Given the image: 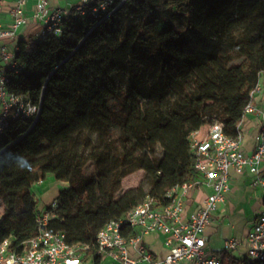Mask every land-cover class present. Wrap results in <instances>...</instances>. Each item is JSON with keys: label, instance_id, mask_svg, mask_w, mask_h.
I'll use <instances>...</instances> for the list:
<instances>
[{"label": "trees", "instance_id": "obj_1", "mask_svg": "<svg viewBox=\"0 0 264 264\" xmlns=\"http://www.w3.org/2000/svg\"><path fill=\"white\" fill-rule=\"evenodd\" d=\"M96 18L68 19L62 33L17 41L14 93L40 104L36 119L0 133V240L37 231L32 186L51 176L59 190L51 230L95 253L103 223L145 196L198 174L189 134L219 121L236 135L264 73V0H97ZM249 73L243 74V68ZM141 172L146 188L123 189ZM264 206V197L262 199ZM225 264H244L218 253Z\"/></svg>", "mask_w": 264, "mask_h": 264}, {"label": "built area", "instance_id": "obj_2", "mask_svg": "<svg viewBox=\"0 0 264 264\" xmlns=\"http://www.w3.org/2000/svg\"><path fill=\"white\" fill-rule=\"evenodd\" d=\"M27 0H12L11 22L0 27V59L6 63L0 69V133L11 120L36 119L40 104H34L23 95L11 89L9 72L19 73L25 67L15 59L4 40L16 37L18 29L33 20L38 30L35 39L46 33L60 35L63 22L68 19L96 18L100 11H108L110 2L97 0H77L70 7L50 5V0H35L32 14L26 15ZM260 76L249 94V102L242 118L237 123V133L232 136L224 131L223 124L214 121L203 125L189 134L190 148L195 155L194 167L198 176L183 181L166 190L165 205L145 196L125 215L103 223L96 235L95 253L109 257L116 264H225L219 254L207 251L204 236L206 227L212 221V214L225 202L231 190V170L250 175V185L262 190L264 197V111L256 103L261 93ZM260 116L259 130L251 153L243 149L244 133L242 123L250 115ZM39 180L35 184H41ZM210 188L201 204L186 213V203L192 191ZM58 200L53 199L46 206L38 208L36 214L37 231L23 243L13 244L11 238L0 240V264H84L89 245L80 241L69 243L66 231L51 230L50 221L56 216ZM2 215H0V225ZM148 233H162L168 252L164 259H155L145 247L143 236ZM244 246V264H264V212H258L243 238L229 237L224 242V253H231Z\"/></svg>", "mask_w": 264, "mask_h": 264}, {"label": "crops", "instance_id": "obj_3", "mask_svg": "<svg viewBox=\"0 0 264 264\" xmlns=\"http://www.w3.org/2000/svg\"><path fill=\"white\" fill-rule=\"evenodd\" d=\"M35 0H27L26 2V15L31 16L33 5ZM77 0H50V5L56 7H70L75 4ZM12 5V0H0V27H7L11 22L10 8ZM38 27L33 20H29L27 24L21 26L18 29L17 35L13 39L4 40V44L10 52H14L17 47V41L23 39L26 41L27 51L34 47L35 33ZM6 63L0 59V69H5ZM261 77L263 79H261ZM260 80L262 85L261 93L256 97L255 103L257 107L264 111V73L260 74ZM260 116L257 113L248 115L244 122L242 123V130L244 133L243 149L246 153H251L254 149L255 140L254 137L259 130ZM231 173V190L226 194V199L223 204H221L216 212L212 214V221L206 227L204 231V236L207 242V251L213 254L222 253L224 254V242L229 237L243 238L247 233L250 223L253 217L258 212H264V206L262 204L263 193L260 189H255L250 185V175L247 172L243 174L236 173L234 170ZM48 180H54L53 177L49 176L44 179L43 183L35 184L40 185L43 191L49 190V187H44V182ZM49 184H56L57 192L59 190L67 187L65 182L52 181ZM43 186V187H42ZM206 192H210V188L200 187L192 191L191 195L187 199L186 203V213L191 212L193 209L197 208L202 200L204 199ZM34 197L35 194L33 193ZM38 200V198L35 197ZM251 204V205H250ZM44 205L38 206L41 208ZM251 206V207H250ZM0 209L3 210V206L0 204ZM1 211V210H0ZM251 213L249 216H242V212ZM3 212H0L2 215ZM217 237V241L220 244V250L211 247L210 242ZM165 236L162 233H148L143 236V243L145 247L152 253L153 257L158 260L164 259L168 249L164 245ZM244 246H241L239 250L233 251L231 253H225L233 259L243 260L244 259ZM96 262L93 255H87L85 257L84 264H116L109 257H102ZM184 264H188L184 262Z\"/></svg>", "mask_w": 264, "mask_h": 264}, {"label": "rangeland", "instance_id": "obj_4", "mask_svg": "<svg viewBox=\"0 0 264 264\" xmlns=\"http://www.w3.org/2000/svg\"><path fill=\"white\" fill-rule=\"evenodd\" d=\"M249 71H248V68L245 66L243 68V74H248ZM261 79H263L261 77ZM262 84L264 85V82H262ZM243 174V173H242ZM52 181H56V180H46L44 183V187H49V190L47 191H43L42 192V189L40 188V190H37L38 187L40 185H36V186H32V191L33 193L35 194V197L38 198V206H41V205H44L46 206L47 204H49L53 199H56L57 198V195H58V192H57V187L55 186L56 184H49L51 183ZM136 186H139L140 188L142 189H145L146 188V182L145 180L143 179V176H142V173L141 172H137V173H134L128 177H126L123 181V189H127V188H130V187H136ZM43 187V186H42ZM208 193V192H206ZM251 205V204H250ZM251 207V206H250ZM1 213L3 212L2 209H0ZM242 216L244 217H247L249 216L251 213H248V212H242L241 213ZM217 237H215L211 242H210V245L212 248L214 249H219L220 250V244L218 243L217 241Z\"/></svg>", "mask_w": 264, "mask_h": 264}]
</instances>
